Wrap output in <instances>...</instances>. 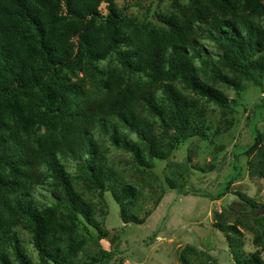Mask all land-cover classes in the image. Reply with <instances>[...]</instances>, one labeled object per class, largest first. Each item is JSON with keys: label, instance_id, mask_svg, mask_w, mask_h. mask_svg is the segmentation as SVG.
Listing matches in <instances>:
<instances>
[{"label": "trees", "instance_id": "obj_1", "mask_svg": "<svg viewBox=\"0 0 264 264\" xmlns=\"http://www.w3.org/2000/svg\"><path fill=\"white\" fill-rule=\"evenodd\" d=\"M174 7L158 15L157 26L125 14L115 0H0V264H33L19 229L31 234L41 264H111L122 255L120 244L78 181L110 192L126 226L144 224L152 212H135L142 193L109 165L108 143L145 170L156 160L172 166L186 141L212 140L233 124L225 120L212 133L194 97L233 111L236 101L218 85L237 94L245 82L263 87L264 0H186ZM113 54L120 66L104 73L99 63ZM243 154L264 178V132ZM236 177L213 200L228 195ZM40 186L52 204L38 197ZM237 195L225 211L245 216L264 252V206ZM242 224L216 227L235 264H264L260 252H245ZM91 241L99 251L84 261ZM187 250L195 252L187 246L181 264H192Z\"/></svg>", "mask_w": 264, "mask_h": 264}, {"label": "rangeland", "instance_id": "obj_2", "mask_svg": "<svg viewBox=\"0 0 264 264\" xmlns=\"http://www.w3.org/2000/svg\"><path fill=\"white\" fill-rule=\"evenodd\" d=\"M177 1L186 2L115 0V3L125 14L137 17L141 22L162 26L158 15L174 13ZM101 9L103 16L107 17V5L103 4ZM204 42L208 50L214 55L218 54L210 41ZM114 66H120L115 54L99 63L104 73ZM244 84L246 90L240 94L227 86H217L236 101L233 111H225L212 102L188 93L206 108L208 120L213 126L212 133L225 120L233 124L212 140L195 137L186 141L173 153L170 161L172 166L167 161L156 160L153 170H145L135 164L130 153L108 143L109 165L119 173L122 181L132 184L142 193L135 212L140 217H144L147 211L152 212L144 224L131 223L126 226L120 217L119 205L110 192L101 195L99 190L78 181L82 194L95 207L96 218L111 232L112 242L120 244L122 255L117 256L111 264H119L120 258H123L124 264H181L179 257L187 246L195 250L185 252L192 264H235L229 250L216 248V240L229 244L227 237L218 229L205 236L203 243L191 230L192 225L211 224L216 227L219 221L243 223L239 229L244 235L245 252H260L264 260V252L256 248L255 232L246 222L245 216L225 211L238 200V193L254 199L260 208L264 206V178L259 177L256 169L251 167L252 158L243 154L253 144L256 132H264V85L261 88L249 82ZM68 169L73 175H78L75 166ZM178 172L184 174L185 179ZM235 176L230 193L220 200H213ZM36 192L40 199L50 204L54 202L45 187L40 186ZM158 199L161 203L155 208ZM18 233L32 263L41 264L31 234L24 229H19ZM100 244L104 249L110 248L107 240ZM98 251V245L91 241L81 257L89 261L88 256H95Z\"/></svg>", "mask_w": 264, "mask_h": 264}, {"label": "water", "instance_id": "obj_3", "mask_svg": "<svg viewBox=\"0 0 264 264\" xmlns=\"http://www.w3.org/2000/svg\"><path fill=\"white\" fill-rule=\"evenodd\" d=\"M191 230L193 233H195L198 236V238H200L201 243H203L205 236H208L211 233V231L215 233L217 231V228L211 224H206L203 226L192 225ZM215 242L217 249L229 250V244L221 243L218 240H216Z\"/></svg>", "mask_w": 264, "mask_h": 264}]
</instances>
